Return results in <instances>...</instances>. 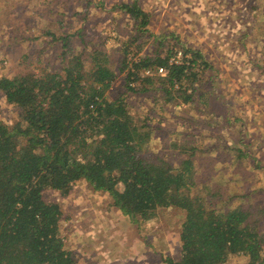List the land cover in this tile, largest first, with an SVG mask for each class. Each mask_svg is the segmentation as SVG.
Returning a JSON list of instances; mask_svg holds the SVG:
<instances>
[{
	"label": "trees",
	"instance_id": "1",
	"mask_svg": "<svg viewBox=\"0 0 264 264\" xmlns=\"http://www.w3.org/2000/svg\"><path fill=\"white\" fill-rule=\"evenodd\" d=\"M114 7L137 32L151 35L140 0H123L110 10ZM50 35V64L0 77L1 96L19 109L13 124L0 119V264H79L61 235L60 202L45 194L65 197L80 179L108 193L133 223L154 219L160 209L182 212L179 255L164 256V264H222L232 255L264 264L261 201L236 203L247 194H225L205 184L192 194L199 149L190 127L178 132L181 140L170 143L169 154L148 152L146 144L158 127L129 110L127 96L147 91L161 106L197 109L198 100L213 94L202 50L178 40L182 60L174 63L169 47L131 58V42H123L118 71L125 75L121 90L109 98L117 73L108 54L96 45L89 52L84 44L70 46L80 29ZM156 37L167 39L163 33ZM239 144L233 149L242 160L249 152Z\"/></svg>",
	"mask_w": 264,
	"mask_h": 264
},
{
	"label": "rangeland",
	"instance_id": "2",
	"mask_svg": "<svg viewBox=\"0 0 264 264\" xmlns=\"http://www.w3.org/2000/svg\"><path fill=\"white\" fill-rule=\"evenodd\" d=\"M121 1L0 0V77L50 64V34L78 29L81 35L70 46L84 44L89 52L96 45L110 57L117 77L109 98L121 90L125 75L118 71L123 42H131V58L169 47L172 59L182 51L178 40L202 50L210 63L205 78L213 94L198 100L197 109L161 106L147 91L127 96L129 110L158 127L146 144L148 152L169 154L174 150L170 143L181 140L178 132L190 127L199 149L197 186L191 193H201L205 184L225 194H247L236 203L261 201L257 215L264 223V0H140L149 13V36L137 32L124 12L110 10ZM159 33L167 39L156 37ZM18 114L0 94V119L11 125ZM240 141L249 152L242 160L233 149ZM45 195L60 202L61 235L79 264H164V256L179 255L183 214L178 209H160L154 219L133 223L108 193L94 190L86 179L74 182L65 197L51 191ZM222 264L247 263L244 256L232 255Z\"/></svg>",
	"mask_w": 264,
	"mask_h": 264
},
{
	"label": "built area",
	"instance_id": "3",
	"mask_svg": "<svg viewBox=\"0 0 264 264\" xmlns=\"http://www.w3.org/2000/svg\"><path fill=\"white\" fill-rule=\"evenodd\" d=\"M181 60H182L181 51H177L176 54H175V57L171 59V62L180 63ZM163 71L164 70L162 68H158L157 73L158 74H163ZM145 73H148V71H145Z\"/></svg>",
	"mask_w": 264,
	"mask_h": 264
}]
</instances>
